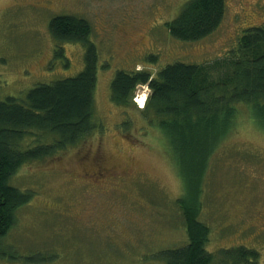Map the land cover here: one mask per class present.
Wrapping results in <instances>:
<instances>
[{
    "label": "rangeland",
    "instance_id": "1",
    "mask_svg": "<svg viewBox=\"0 0 264 264\" xmlns=\"http://www.w3.org/2000/svg\"><path fill=\"white\" fill-rule=\"evenodd\" d=\"M187 1L0 0V102L21 101L36 85L84 69L83 45L63 44L67 59H54L50 21L73 15L93 27L100 124L88 142L27 163L12 176L11 185L32 197L1 240L0 264H165L161 251L188 244V221L177 203L183 182L164 136L137 105L150 89L137 87L129 112L110 100L118 71L155 74L175 62L213 63L237 47L245 31L264 26V0H225L226 15L211 36L182 42L168 25ZM237 107L232 131L207 163L198 220L209 227L208 252L245 246L258 252L255 264H264V131L247 105ZM124 112L129 127L119 129ZM41 136L44 144L51 141ZM36 140L32 135L25 142ZM100 160L121 176L108 185L88 179Z\"/></svg>",
    "mask_w": 264,
    "mask_h": 264
},
{
    "label": "trees",
    "instance_id": "2",
    "mask_svg": "<svg viewBox=\"0 0 264 264\" xmlns=\"http://www.w3.org/2000/svg\"><path fill=\"white\" fill-rule=\"evenodd\" d=\"M226 9L225 0H189L168 25L169 33L182 42L205 39L221 25ZM49 32L54 59H67L63 44L84 46V69L75 76L36 85L21 101L11 96L0 102V257L1 240L15 224L18 209L32 197L11 185L12 176L27 163L88 142L100 128L95 114L99 56L90 41L91 23L82 17L57 15L50 21ZM149 59L156 61L153 56ZM139 85L151 91L139 111L165 138L166 151L184 185L177 203L188 221V244L163 250L158 257L165 264H255L258 252L245 246L208 252L209 227L198 220V213L207 163L232 131L237 106L247 105L255 127L264 131V26L245 31L237 47L213 63L175 62L155 74L118 71L111 83V102L128 111L135 105ZM124 114L117 123L119 129L122 123L129 127L131 117ZM42 133L51 141L44 144ZM32 135L37 139L34 145L25 142Z\"/></svg>",
    "mask_w": 264,
    "mask_h": 264
},
{
    "label": "flooded vegetation",
    "instance_id": "3",
    "mask_svg": "<svg viewBox=\"0 0 264 264\" xmlns=\"http://www.w3.org/2000/svg\"><path fill=\"white\" fill-rule=\"evenodd\" d=\"M98 170H95L94 172H92V169H88L86 172V177L92 181H97L98 183H103V184H107L109 182V180L111 178H113L112 176L116 177V172L111 171L109 168H104L103 166V162L102 160H100L99 162V166L97 167Z\"/></svg>",
    "mask_w": 264,
    "mask_h": 264
},
{
    "label": "bare ground",
    "instance_id": "4",
    "mask_svg": "<svg viewBox=\"0 0 264 264\" xmlns=\"http://www.w3.org/2000/svg\"><path fill=\"white\" fill-rule=\"evenodd\" d=\"M142 98H143V101H144V99H145V96L143 95L142 96ZM142 98L141 99H139V101H140V103L142 104Z\"/></svg>",
    "mask_w": 264,
    "mask_h": 264
},
{
    "label": "clouds",
    "instance_id": "5",
    "mask_svg": "<svg viewBox=\"0 0 264 264\" xmlns=\"http://www.w3.org/2000/svg\"><path fill=\"white\" fill-rule=\"evenodd\" d=\"M139 67V66H138ZM145 88H147V85H145ZM142 103H143V98H142Z\"/></svg>",
    "mask_w": 264,
    "mask_h": 264
}]
</instances>
